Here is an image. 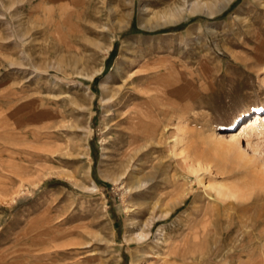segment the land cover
<instances>
[{
    "label": "rangeland",
    "instance_id": "obj_1",
    "mask_svg": "<svg viewBox=\"0 0 264 264\" xmlns=\"http://www.w3.org/2000/svg\"><path fill=\"white\" fill-rule=\"evenodd\" d=\"M256 113L264 0H0V264H264Z\"/></svg>",
    "mask_w": 264,
    "mask_h": 264
},
{
    "label": "bare ground",
    "instance_id": "obj_2",
    "mask_svg": "<svg viewBox=\"0 0 264 264\" xmlns=\"http://www.w3.org/2000/svg\"><path fill=\"white\" fill-rule=\"evenodd\" d=\"M199 3V2H198ZM177 6H175V9ZM179 8V7H178ZM198 9V8H196ZM173 10V9H172ZM176 11V10H175ZM171 12V11H170ZM169 12V13H170ZM192 12V11H190ZM194 12V11H193ZM125 18V17H124ZM123 18V19H124ZM127 19V18H125ZM87 79L91 80L92 77L91 76H87ZM135 81V80H134ZM93 95V94H92ZM107 95V94H106ZM144 99V98H143ZM135 100L137 101H140V97L138 96H135ZM135 107H137L135 105ZM131 113H136V110L135 108L131 110ZM264 117V113L263 114H259V113H256V114H253L252 116H250V118H248L247 120H245L243 123L240 124V126L242 127V129L238 130L237 132H235V134L233 135V139L232 141H234L233 143L232 142H228V143H224V142H220L221 143V152L222 154H224L225 156H234V154L236 153L235 151L237 150L235 144L238 143V141H240V137L243 135V130L244 129H248V128H253L254 124L257 122V121H262V118ZM129 118H127L126 120H128ZM125 155V154H124ZM130 155V154H129ZM127 156V155H126ZM125 156V157H126ZM242 156V155H241ZM239 157V156H238ZM243 157V156H242ZM246 159V158H245ZM200 167L197 166V165H192L190 166L189 170L191 171L192 174H197L198 171H199ZM200 183L202 184V182L200 181ZM206 188V187H205ZM236 189V188H235ZM232 188H229L228 186H217L215 188H213V190L216 192L217 196L222 198V199H234L236 200L238 198V192H237V189L235 190ZM212 190V189H211ZM212 190V191H213ZM150 224H147V226H149ZM152 225V224H151ZM148 228V227H147ZM226 234V233H225ZM141 236V235H140ZM224 245V244H223ZM224 248V247H223Z\"/></svg>",
    "mask_w": 264,
    "mask_h": 264
}]
</instances>
